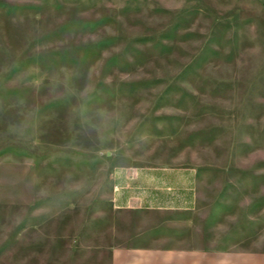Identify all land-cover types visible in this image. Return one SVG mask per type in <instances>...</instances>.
Listing matches in <instances>:
<instances>
[{"label":"rangeland","instance_id":"rangeland-1","mask_svg":"<svg viewBox=\"0 0 264 264\" xmlns=\"http://www.w3.org/2000/svg\"><path fill=\"white\" fill-rule=\"evenodd\" d=\"M148 166L195 170L207 246L119 264H264V0H0V264Z\"/></svg>","mask_w":264,"mask_h":264},{"label":"crops","instance_id":"crops-1","mask_svg":"<svg viewBox=\"0 0 264 264\" xmlns=\"http://www.w3.org/2000/svg\"><path fill=\"white\" fill-rule=\"evenodd\" d=\"M135 175L134 178L128 173L115 175L116 189L92 227L44 233L42 264H119L121 255L176 247L161 242L162 230L179 233V246L205 249L207 222L196 213L195 170L148 166ZM166 212L180 216L159 214Z\"/></svg>","mask_w":264,"mask_h":264}]
</instances>
